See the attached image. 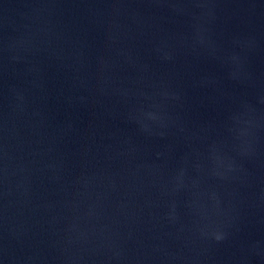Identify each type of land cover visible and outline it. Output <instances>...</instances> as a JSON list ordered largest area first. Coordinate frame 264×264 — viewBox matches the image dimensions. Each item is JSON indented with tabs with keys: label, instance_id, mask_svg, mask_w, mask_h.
I'll return each instance as SVG.
<instances>
[{
	"label": "water",
	"instance_id": "1",
	"mask_svg": "<svg viewBox=\"0 0 264 264\" xmlns=\"http://www.w3.org/2000/svg\"><path fill=\"white\" fill-rule=\"evenodd\" d=\"M0 264H264V0H0Z\"/></svg>",
	"mask_w": 264,
	"mask_h": 264
}]
</instances>
